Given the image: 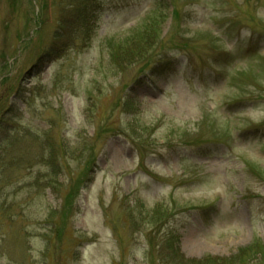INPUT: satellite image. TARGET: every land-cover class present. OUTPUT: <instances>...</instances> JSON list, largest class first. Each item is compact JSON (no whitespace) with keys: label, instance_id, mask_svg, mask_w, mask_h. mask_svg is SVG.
I'll return each instance as SVG.
<instances>
[{"label":"rangeland","instance_id":"374dc122","mask_svg":"<svg viewBox=\"0 0 264 264\" xmlns=\"http://www.w3.org/2000/svg\"><path fill=\"white\" fill-rule=\"evenodd\" d=\"M79 3L0 0V264H264V0Z\"/></svg>","mask_w":264,"mask_h":264},{"label":"trees","instance_id":"16d2710c","mask_svg":"<svg viewBox=\"0 0 264 264\" xmlns=\"http://www.w3.org/2000/svg\"><path fill=\"white\" fill-rule=\"evenodd\" d=\"M79 5L80 7H86V9H91L93 11H96V8L95 7H99L101 6V3H99V0H79ZM88 13V11H87ZM86 13V14H87ZM56 48V47H55ZM2 134V133H0ZM13 135L11 136L10 132L7 134L3 133L2 137H1V142H0V163L2 162H5V163H2L1 164V167L5 170V166L6 165H11V161L12 162H21L23 160L21 154L18 156L15 154L14 152V149H12V146H13ZM47 156V154H45V157ZM41 157H44V155H42ZM55 159L54 157L55 156H49V159L51 158L52 159ZM52 159V160H53ZM51 163V164H50ZM49 166H50V171L47 173V174H39L37 175V182L38 181H41V182H46L44 185L47 186V187H50V186H53L55 185V182L58 180L57 179V163L54 162V161H49L47 163ZM1 169V172L2 174H4L5 172L3 171V169ZM1 174V175H2ZM41 177V178H40ZM3 206H1L2 208ZM64 215H67V214H64ZM58 230V233L61 234V229H57ZM164 239V237H162V240ZM167 241L172 249V256L174 257V259L176 260H182V257L180 256V258H177L179 255L177 254L178 252V240L176 238L175 235L172 234H168V238H167ZM247 250L249 249H240L235 255H234V258H238V257H242L246 252H248ZM221 259H218L217 261H214V259H211V258H206V259H202V261H198L197 264L201 263V264H221V262L223 261H220Z\"/></svg>","mask_w":264,"mask_h":264}]
</instances>
